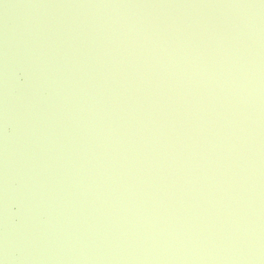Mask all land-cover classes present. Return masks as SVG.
Masks as SVG:
<instances>
[{
    "label": "rangeland",
    "instance_id": "rangeland-1",
    "mask_svg": "<svg viewBox=\"0 0 264 264\" xmlns=\"http://www.w3.org/2000/svg\"><path fill=\"white\" fill-rule=\"evenodd\" d=\"M82 211L107 264H264V0H0V264Z\"/></svg>",
    "mask_w": 264,
    "mask_h": 264
},
{
    "label": "crops",
    "instance_id": "crops-1",
    "mask_svg": "<svg viewBox=\"0 0 264 264\" xmlns=\"http://www.w3.org/2000/svg\"><path fill=\"white\" fill-rule=\"evenodd\" d=\"M45 213L40 216L44 218V228L49 230V244L37 256L42 264H107L102 236L94 242V221L90 222L92 218L87 212L54 215L53 218Z\"/></svg>",
    "mask_w": 264,
    "mask_h": 264
},
{
    "label": "water",
    "instance_id": "water-1",
    "mask_svg": "<svg viewBox=\"0 0 264 264\" xmlns=\"http://www.w3.org/2000/svg\"><path fill=\"white\" fill-rule=\"evenodd\" d=\"M19 75H21V73H19ZM13 209H16V205H13Z\"/></svg>",
    "mask_w": 264,
    "mask_h": 264
}]
</instances>
